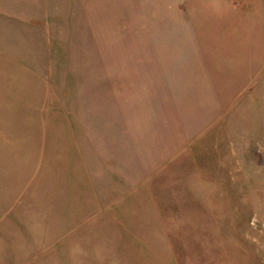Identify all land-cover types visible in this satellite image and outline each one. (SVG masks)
<instances>
[{"label": "rangeland", "instance_id": "374dc122", "mask_svg": "<svg viewBox=\"0 0 264 264\" xmlns=\"http://www.w3.org/2000/svg\"><path fill=\"white\" fill-rule=\"evenodd\" d=\"M0 264H264V0H0Z\"/></svg>", "mask_w": 264, "mask_h": 264}]
</instances>
